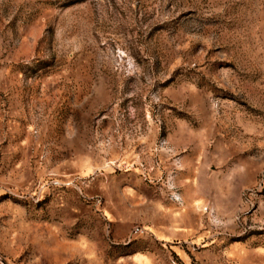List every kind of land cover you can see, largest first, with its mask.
<instances>
[{
	"label": "rangeland",
	"instance_id": "rangeland-1",
	"mask_svg": "<svg viewBox=\"0 0 264 264\" xmlns=\"http://www.w3.org/2000/svg\"><path fill=\"white\" fill-rule=\"evenodd\" d=\"M0 264H264V0H0Z\"/></svg>",
	"mask_w": 264,
	"mask_h": 264
},
{
	"label": "built area",
	"instance_id": "built-area-1",
	"mask_svg": "<svg viewBox=\"0 0 264 264\" xmlns=\"http://www.w3.org/2000/svg\"><path fill=\"white\" fill-rule=\"evenodd\" d=\"M138 231H139V229H136V230H135V232H138Z\"/></svg>",
	"mask_w": 264,
	"mask_h": 264
}]
</instances>
